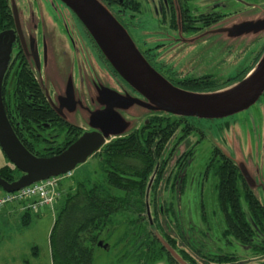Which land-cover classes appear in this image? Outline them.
Returning a JSON list of instances; mask_svg holds the SVG:
<instances>
[{
  "label": "rangeland",
  "instance_id": "rangeland-1",
  "mask_svg": "<svg viewBox=\"0 0 264 264\" xmlns=\"http://www.w3.org/2000/svg\"><path fill=\"white\" fill-rule=\"evenodd\" d=\"M13 1L21 13L25 32H33L38 36L45 35L47 61L39 67L35 65L32 70L48 101L58 109L60 100L68 93L71 94L75 107L63 108V117L71 124L80 126L85 132L91 131L90 114L101 107L98 102V88L110 87L120 93L124 91L114 85L107 72L101 75L90 50L89 67L84 68L75 63L64 29V27L68 31L72 29L66 14H71L79 26H82L64 4L59 0ZM172 1L174 8H179L178 0ZM52 2L57 6H54ZM140 2L141 11L132 18L127 17L129 24L125 30L138 49L155 50L153 53L158 51L157 55H160V59L168 62L167 70L162 71L166 74L165 76L173 77V72H170L172 67V70L178 72L179 75L181 73L192 77L207 74L211 79L220 82L236 74L262 46L264 27L260 25L264 22V0H180V3L189 9L190 14L204 13L214 9L221 15L220 19L212 25L191 32H185L181 27L172 28L169 25L168 21L173 13L171 7L166 6L162 9L159 0H140ZM55 7L57 11L53 12ZM66 11L67 13L64 14ZM43 12L46 13V17ZM162 16L166 18L165 23L161 22ZM51 19L56 21V24L55 21L53 22L55 27L49 22ZM157 43H164L165 46L156 50ZM14 81L15 77H11L8 93L6 92L10 102ZM130 95L135 98L140 97L137 93L130 92ZM118 112L123 119L120 135H126L138 129L150 115L155 113L149 107L138 104H132ZM243 114L236 116V120L228 118L215 123H207L203 120L200 123L197 122L205 133V139L199 141L198 134L190 133L176 144L175 155L181 151L192 150V164L189 169L193 171L189 174L188 182L192 181L194 184L200 181L201 176L196 168L198 166L200 168L209 146L219 147L233 162L246 165L247 170L257 182L253 192L264 204V148L250 146L253 140L247 132L250 124L241 121L240 117H243ZM179 133V130L176 131L166 143L163 156L168 154ZM10 164L0 149V169ZM88 176L92 179L103 178L99 160L92 156L86 162L77 165L73 170V176L61 181L60 186L66 189ZM192 184L188 186L179 205L184 223H191L195 227L201 226L202 228L204 221L198 217L201 208L200 203L196 201L198 191ZM1 193L3 191L0 189ZM211 194L205 190L203 206L207 222L214 224L218 219L219 211L214 203L215 195ZM13 205L16 204H8L0 208V264H51L49 235L57 214V205L53 209L42 208L38 214L31 213L30 221L26 225L21 223L19 213L13 210L9 214L8 209ZM133 216V213L120 214L114 218V223L108 230L102 232L99 240L108 244L109 248L105 250L95 247L93 264H168L167 258L165 259L164 255L158 253L156 249H151L145 259L138 261L136 256L146 246H144L146 222L142 219L139 224L130 223V221L134 222ZM202 230H209V228H202ZM210 232L212 233L211 240H207V245L205 244L208 250L211 249L218 253L221 250L218 251L215 248L222 247L223 253L227 255L233 253L239 259L235 263L225 261L215 264H262L264 262V254L251 255L231 238H228L230 243H225L215 228ZM126 234L128 238L125 237ZM131 237L134 239L130 245H127ZM201 239L205 241L202 236ZM133 250L135 252L132 254ZM205 251L201 253L204 254ZM128 252L132 256L127 255ZM173 253L176 257L177 253ZM179 262L183 263L181 260Z\"/></svg>",
  "mask_w": 264,
  "mask_h": 264
},
{
  "label": "trees",
  "instance_id": "trees-1",
  "mask_svg": "<svg viewBox=\"0 0 264 264\" xmlns=\"http://www.w3.org/2000/svg\"><path fill=\"white\" fill-rule=\"evenodd\" d=\"M100 1L105 5L106 1L114 0ZM172 11L170 26L172 28L182 26V30L185 32L206 28L221 17L219 14L199 15L198 17L201 16L202 21L189 22L193 15L186 9L179 7ZM13 25L10 0H0V32L12 28ZM263 50L264 39L261 48L250 64L227 81L219 82L209 77L195 80L189 78L177 82L169 81L175 86L189 91H212L240 80L253 67ZM107 64L110 71L118 76L108 62ZM13 93L14 99L10 102L3 85L4 108L18 139L32 154L40 157L58 154L82 134L80 127L66 122L57 115L37 80L25 67L18 71ZM156 113L161 116L126 135L110 139L93 155L99 160V167L103 173L102 179H92L88 176L64 190L63 196L57 204V214L49 235L51 264H93V252L97 247L99 237L114 223L115 217L120 214L133 213L134 222L130 221V223L134 224H139L145 217L143 197L149 181L156 172L157 156L166 140L178 128V119L189 118ZM169 116H172L173 119ZM185 128L187 132L189 127ZM54 131H58L60 134L65 133L66 136L53 137ZM232 172L228 166L223 168L220 189L222 195L233 198L235 184ZM19 175L21 172L12 164L0 169V177L9 182L17 179ZM222 204L225 207L231 205V211L227 218L231 226L230 232L235 237L245 235L243 232L247 231L248 224L250 229H252V225L255 227L261 225L260 229L264 232V205H260L256 201H249L248 205L251 211L242 214L240 202L235 199L229 203L222 201ZM30 216L29 211H24L21 223L28 224ZM241 230L243 231L241 232ZM251 234L250 230L249 237ZM125 237L128 238V234ZM147 238V232H145L144 246H146L144 251H140L136 256L138 261L145 259L151 249L159 250L158 253H160V249H163L157 241L152 242L149 238L147 241ZM133 239L131 237L127 245H130ZM253 247L258 252L264 253V242L261 248L255 245ZM134 252L135 250L132 254ZM132 254L128 252L127 255L132 256Z\"/></svg>",
  "mask_w": 264,
  "mask_h": 264
},
{
  "label": "flooded vegetation",
  "instance_id": "flooded-vegetation-1",
  "mask_svg": "<svg viewBox=\"0 0 264 264\" xmlns=\"http://www.w3.org/2000/svg\"><path fill=\"white\" fill-rule=\"evenodd\" d=\"M159 3L162 9L166 8V6H168L169 8L171 7V10L174 9V4L172 0H159ZM52 4L54 6H57L53 2ZM178 4L180 9H186L187 11H189V9L185 5H182L180 3V0H178ZM105 6L125 29H127V25L129 24L126 20L127 17L132 18L135 14L141 11L140 0H114L112 2L106 1ZM53 9V12L57 11L56 7ZM58 11L60 12V10ZM43 13L44 15L46 14L45 12ZM66 13L67 11L64 12V14ZM206 14L211 15L219 13H217L214 9H211L208 12L191 14L193 15V18H191L189 22H200L202 21V19L201 16H198ZM66 15L68 17L72 29L71 31H68L64 26L63 27L66 31L67 38L69 40V49L74 58L75 63L81 65L84 68L89 67L91 63L89 53L90 50L92 52L91 55L93 57V60L94 62H96L97 68L100 71L101 75H104V73L107 72L108 76L110 77L111 81H113L115 86L119 87L124 92H127L129 94L131 92L134 94L135 92L125 82H123V85V83H121L122 80L112 71H110L106 59L104 58L102 53L99 52L94 41L91 39V36L87 33L85 28L82 25V27H80L79 24L75 21V19L71 16V14ZM46 16L47 15H45V17ZM62 20H64V18ZM54 21V19H51L49 22L53 25ZM165 21V16H162L161 22L165 23ZM168 22L170 25V20ZM54 23L56 24V21ZM12 28L15 29L14 25ZM35 39L39 65H43L47 61V44L45 40V35H35ZM44 45L46 46L45 57ZM54 46L56 45L54 44ZM155 46H157V50L159 48H163L165 44L157 43ZM139 50L149 62V64L168 80L177 82L179 80H185L189 78L194 80L205 77L210 78V76H208L207 74L192 77H187L186 75L181 73L179 75L178 72L172 70V67L170 69V72H173V77H168V75L165 76L166 74L162 71L167 70L166 66L168 65V62L162 61L160 59V55H157L158 51L157 53H153V51L155 50L143 51L140 48ZM252 60L253 58L247 64L243 65L238 70V72H240L244 67L249 65ZM23 67H25L30 73L33 74L32 69L35 67V62L30 56L28 57V55L24 53L20 41L17 37L12 45L11 58L8 65L7 74L4 80V88L5 91L8 93V85L11 83V77H15L14 87L12 93L10 94L11 101H13L14 99L13 92L15 90L18 71H20ZM231 76L226 77L221 82L229 80ZM241 113H244L243 117H240L241 121H246L250 124V127H248L247 129L248 134H250L253 139L250 143V146L253 148H264L263 92V94L259 97L256 103L250 106L247 110L228 117L216 119H178V128L166 140L160 151V154L157 156L158 162L156 164V172L149 181L147 191L143 197L145 201V217L143 216V219L146 222V232L148 238L152 242H154V240L157 241L159 243V246L163 248L160 249V253L164 255L163 257H165V259L167 258L168 264H215L217 262L221 263L228 261V263H235L236 261H238L239 259H237L238 257L235 254L228 253L227 255L223 253L222 247L215 248L218 251L221 250V252L219 251L218 253L213 252V250L211 249H207V240H211V234L213 233V231L212 233L210 231L213 230V228H215L216 231H219L218 233H220V236L222 237L225 243H230L228 238H231L233 242L240 245L243 250L249 251L251 255L254 254L255 256H260L261 254H264L258 252L253 247L255 245L258 248H261L263 245L264 232L262 229H260L261 225L260 227H255L252 225V229H250L249 224H246L247 231L243 232V234H245L243 235L244 237H235L234 234L230 232L231 226L227 218L228 214L231 211V205L229 204L228 207H225L222 204V201H227L229 203L235 199L236 201L240 202V211L242 212V214L251 211L248 205L249 201H256L260 205H264L263 203H261L258 195L253 192V188L257 186V182L247 170L246 165L244 163L233 162L229 156H227L221 149H219V147L215 145H210L208 150L206 151L204 160L202 161L200 168L199 166L198 168H196L197 172L200 173L201 176L200 181L198 183L192 184V181L188 182V178L190 177L189 174L193 171V169H189L192 164V150L181 151L178 152L177 155H175L176 144L180 142V140L186 138L190 133L195 132L196 134H198L200 137L199 141H203V139H205V133L201 126L197 125V122L200 123L203 120L207 123H215L219 120H227L228 118L236 120V116ZM160 116L161 114L155 112L150 115L146 119L145 123H143L142 125L144 126V124H147L149 123V121H153L156 117ZM169 117L173 119L172 116ZM226 124H228L227 121ZM142 125L139 128H141ZM186 126L189 127L187 129V132L185 128ZM81 130V132H84L82 128ZM178 130L180 133L178 137H176L175 143L170 148L168 154L166 156H163V149L166 143L173 137L175 132ZM61 135L64 137L66 136L65 133L60 134L58 131H54L52 136L58 137ZM225 166L230 167L233 171L232 173L234 174V199L232 198V196H224L221 194L220 183L222 171ZM243 169L245 170L244 173L246 172V177L243 174ZM191 184L198 191L196 201L200 203L201 210L198 212V217L200 218V220L204 221L202 228H209V230H202L201 226L195 227L194 224L184 223L179 203L183 200L182 197L185 195L188 186H190ZM205 190L212 193L211 195H213V193L215 195L214 203L218 208L219 216L217 221L214 222V224H211L206 220V212L203 206V193H205ZM250 230L252 232L251 237H249ZM242 231L243 230H241V232ZM201 236L205 239V241L201 239ZM203 250H206L204 254L201 253V251ZM173 252L177 253L175 255L177 258L173 256ZM180 260L183 263H180ZM262 264H264V262Z\"/></svg>",
  "mask_w": 264,
  "mask_h": 264
},
{
  "label": "water",
  "instance_id": "water-1",
  "mask_svg": "<svg viewBox=\"0 0 264 264\" xmlns=\"http://www.w3.org/2000/svg\"><path fill=\"white\" fill-rule=\"evenodd\" d=\"M59 1L76 16L106 61L140 97L135 98L127 92L120 93L110 87H99L98 102L101 107L90 114L91 131L82 132L58 154L40 157L29 152L18 139L7 117L3 103V85L12 45L17 37L24 53L33 59L36 67H39V59L35 35L33 32H25L21 13L15 2L10 0L15 29L0 32V149L21 175L11 182L0 177V189L3 192H14L32 183L73 171L110 139L123 136L120 135L123 119L118 110L132 104L176 117L216 119L247 110L264 92V50L240 80L212 91H189L172 84L149 64L125 28L100 0ZM260 27H264V22ZM45 55L44 45V57ZM33 75L35 77L34 72ZM49 104L59 117L68 122L63 117L62 110L75 107L71 94L68 93L60 100L58 109L50 102ZM244 171L243 169L246 177ZM96 246L105 250L109 248L102 240Z\"/></svg>",
  "mask_w": 264,
  "mask_h": 264
},
{
  "label": "built area",
  "instance_id": "built-area-1",
  "mask_svg": "<svg viewBox=\"0 0 264 264\" xmlns=\"http://www.w3.org/2000/svg\"><path fill=\"white\" fill-rule=\"evenodd\" d=\"M73 171L32 183L14 192L0 194V208L16 204L24 211L38 214L42 208L53 209L63 196L65 189L60 182L71 178Z\"/></svg>",
  "mask_w": 264,
  "mask_h": 264
},
{
  "label": "crops",
  "instance_id": "crops-1",
  "mask_svg": "<svg viewBox=\"0 0 264 264\" xmlns=\"http://www.w3.org/2000/svg\"><path fill=\"white\" fill-rule=\"evenodd\" d=\"M72 186V185H71ZM67 188H69V187H67ZM2 194V193H1ZM21 208L19 207V205H13V206H11L9 209H8V212H9V214L14 210V212H17V213H19L20 214V216H22V212H21V210H20Z\"/></svg>",
  "mask_w": 264,
  "mask_h": 264
},
{
  "label": "bare ground",
  "instance_id": "bare-ground-1",
  "mask_svg": "<svg viewBox=\"0 0 264 264\" xmlns=\"http://www.w3.org/2000/svg\"><path fill=\"white\" fill-rule=\"evenodd\" d=\"M225 91H227V90H225Z\"/></svg>",
  "mask_w": 264,
  "mask_h": 264
}]
</instances>
